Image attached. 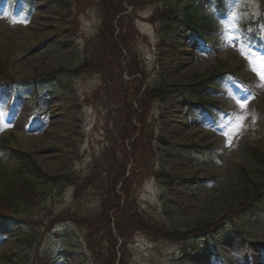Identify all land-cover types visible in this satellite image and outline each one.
I'll list each match as a JSON object with an SVG mask.
<instances>
[{"label":"rangeland","instance_id":"1","mask_svg":"<svg viewBox=\"0 0 264 264\" xmlns=\"http://www.w3.org/2000/svg\"><path fill=\"white\" fill-rule=\"evenodd\" d=\"M216 2L124 4V29L133 27L137 54L105 51L98 73L77 67L103 25V0H0V196L23 177L7 146L64 177L41 183L31 203L16 209L31 223H0V264H94L87 242L104 264L106 237L68 216L101 212V181H88L96 162L119 145L133 154L137 144L139 167L130 161L126 168V188L136 198L131 207L179 234L131 232L126 245L117 238L116 264H264V202L258 191L243 203L240 176L245 169L264 181V165L251 154L257 149L264 157V80L251 71L240 41L232 46L230 39L243 35L264 54V0H226L223 14ZM165 6L178 9L169 28L159 19ZM195 19L212 27L194 31L184 22ZM212 72L219 76L206 78ZM156 81L173 85L166 99L149 97L147 86ZM243 99L246 108L237 102ZM131 105L140 116L135 135L125 124ZM238 123L242 130L233 135ZM124 187L123 179L118 196ZM204 221L215 222L187 230Z\"/></svg>","mask_w":264,"mask_h":264},{"label":"trees","instance_id":"2","mask_svg":"<svg viewBox=\"0 0 264 264\" xmlns=\"http://www.w3.org/2000/svg\"><path fill=\"white\" fill-rule=\"evenodd\" d=\"M144 1L103 0V25L94 41L96 43L89 47L91 49L86 48L84 59L78 65L77 70H94L98 71V73H103L101 70L106 66V61H104V59L102 61L101 58H103L105 51L110 52V49H115L116 55L117 52L121 53L122 48H125L131 55L137 54L135 51H132V43L131 39L129 38L133 27L128 25V29H124V12L128 10L127 6L124 4H129L130 6L137 8L139 6L138 4ZM177 10V8L172 6H165L163 9H160L159 19L167 28H169L176 20H178L175 17ZM184 22L187 23L194 31H200L201 29L204 32L205 30H208L210 27H212L211 23H199V20L197 19L193 21L184 20ZM105 43L107 45V50H105ZM130 72L132 73L131 75L137 74V69L133 68ZM141 72L144 74V71L141 70ZM171 86L173 85L169 83L160 84L158 81L153 82V84L150 83L147 86L149 92H151L149 97L155 99L164 96V98H166V96L170 93L169 89ZM130 108L131 111H127L125 117V124H130L133 133L132 135H135L137 132V123L140 121V116L137 110L134 108V105H131ZM142 126L143 130L148 128L146 124H142ZM127 138H129L128 134L122 137L124 144L125 139ZM137 138L138 136L136 139ZM162 143H165V141H162ZM138 145L139 144H137L136 151L133 154L125 152L124 148L119 145L116 147V149L113 148L111 150L105 151V153L101 155H104L101 163L96 162L93 170V173L95 174H93V176L90 177L88 181L91 183L101 181V212L97 215H94L93 217L87 216L78 219L75 218L76 215L74 213L68 216L71 221H74L78 224H84V226H86V228L89 230H99L106 237L108 246L107 255L104 256V264H116L117 258L116 251L114 250L115 246L117 245V238L121 237L123 239V243L126 245L125 239L130 236L131 232H159L163 237L171 235L176 236L179 234V230H170L164 226L161 227L158 220L146 217L137 209L131 207V205L136 202V198H133L131 192L126 188V168L130 161L135 164V167H139L140 158L142 155L138 152V149L140 148ZM5 149L18 159L20 164L16 171L19 172V174H22L23 177L11 184V188H7L9 193L7 192L4 197L0 196V203H2V206H0V218H5L13 222L16 220L21 222L20 219L23 218L19 217L21 216V214H18L20 211H17L16 209H22L24 204L28 205L31 203L33 196L39 193V185L41 183L55 184L61 180L64 181V177L58 178L43 172L37 165L34 157L29 153L14 150L9 146H7ZM251 154L259 158L261 163L264 165V157L257 149H252ZM26 173H28L29 177H24ZM240 176L244 186L241 193L247 197L246 200H244V198L242 200L244 204L250 197H253L256 192H264L262 188H260L264 181H253L249 177L246 170H242ZM123 179L125 183L123 196H118L117 186ZM103 182L105 183L103 184ZM116 220L118 221L117 229L114 227V222ZM26 222L31 221L26 220ZM212 224L213 222L211 221H204L190 228L189 230H198ZM87 246L89 250L93 252L94 264H100L97 257L98 251L96 249V245L93 242H87Z\"/></svg>","mask_w":264,"mask_h":264},{"label":"snow or ice","instance_id":"3","mask_svg":"<svg viewBox=\"0 0 264 264\" xmlns=\"http://www.w3.org/2000/svg\"><path fill=\"white\" fill-rule=\"evenodd\" d=\"M15 22L26 23L27 21H16V20H14V23ZM247 31L251 32L253 30L251 28H249V29H247ZM261 33H262V38H264V26H261ZM230 39L232 41V46H236V41H238V40L240 41V44H241L240 50H241L242 54L245 56V58L249 60V65H250L251 71L257 73V75H259L260 79L264 80V54L256 53L255 50L250 47V44H248L246 42L243 35L235 36V35L230 34ZM237 102L240 104L241 108L247 107V100L246 99L238 100ZM242 127H243L242 123L236 124L234 126V130H233L232 134L238 135L239 132L242 130ZM223 134L225 136H227L228 132H224Z\"/></svg>","mask_w":264,"mask_h":264},{"label":"bare ground","instance_id":"4","mask_svg":"<svg viewBox=\"0 0 264 264\" xmlns=\"http://www.w3.org/2000/svg\"><path fill=\"white\" fill-rule=\"evenodd\" d=\"M226 54H228V53H227V52H225V55H226ZM200 131H201V130H199V131L197 130L196 132H200ZM42 140H43V139H42Z\"/></svg>","mask_w":264,"mask_h":264}]
</instances>
